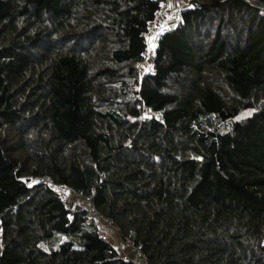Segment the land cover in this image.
<instances>
[{
  "label": "trees",
  "instance_id": "16d2710c",
  "mask_svg": "<svg viewBox=\"0 0 264 264\" xmlns=\"http://www.w3.org/2000/svg\"><path fill=\"white\" fill-rule=\"evenodd\" d=\"M164 1L0 0V264H130L78 197L148 264H264V0L148 47Z\"/></svg>",
  "mask_w": 264,
  "mask_h": 264
},
{
  "label": "built area",
  "instance_id": "2783aa9c",
  "mask_svg": "<svg viewBox=\"0 0 264 264\" xmlns=\"http://www.w3.org/2000/svg\"><path fill=\"white\" fill-rule=\"evenodd\" d=\"M247 1L258 3L257 0ZM172 11V0H165L161 9L156 13V20L151 29L144 34L148 47H153V45L158 44L160 38L164 34V30H162L158 24H160L166 14L172 13L175 19L180 16L179 11ZM150 57L151 53L147 50L144 53V62L141 67L145 66V64L149 62ZM155 115L159 116L158 113H155ZM45 182L52 184L49 180H46ZM81 202L82 207L88 210L91 216L96 219L100 238L104 242L111 244L118 251L123 260L129 262L130 264H148L147 257L142 247L134 240L122 237L119 230L114 226L112 220L95 209L90 198H85L84 201L81 199Z\"/></svg>",
  "mask_w": 264,
  "mask_h": 264
},
{
  "label": "rangeland",
  "instance_id": "374dc122",
  "mask_svg": "<svg viewBox=\"0 0 264 264\" xmlns=\"http://www.w3.org/2000/svg\"><path fill=\"white\" fill-rule=\"evenodd\" d=\"M149 61H151V57H150ZM147 63L145 64V66L141 67V70H140L141 75H143L145 72L151 71V64H147ZM69 194H70V191L66 193L67 203L69 202L68 204H70ZM78 198H79L78 200L81 201V198L80 197H78ZM67 240H68L67 237L59 236L52 242L41 244V247L47 251H55L58 249L59 244L65 242Z\"/></svg>",
  "mask_w": 264,
  "mask_h": 264
},
{
  "label": "crops",
  "instance_id": "0c3cea01",
  "mask_svg": "<svg viewBox=\"0 0 264 264\" xmlns=\"http://www.w3.org/2000/svg\"><path fill=\"white\" fill-rule=\"evenodd\" d=\"M184 1H186V0H172V9H173V11L181 10L184 7V4H185ZM173 22H174V17H173V14L171 13V14L167 15L166 18L164 20H162L160 22V24H158V25L165 32L168 29V27L171 24H173ZM78 199H76V201H74V202H75L76 205H78L80 207V206H82V202L79 201Z\"/></svg>",
  "mask_w": 264,
  "mask_h": 264
}]
</instances>
